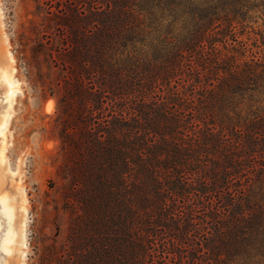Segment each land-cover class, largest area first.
<instances>
[{"label": "trees", "instance_id": "16d2710c", "mask_svg": "<svg viewBox=\"0 0 264 264\" xmlns=\"http://www.w3.org/2000/svg\"><path fill=\"white\" fill-rule=\"evenodd\" d=\"M62 3L74 254L264 264V35L249 52L233 32L264 0Z\"/></svg>", "mask_w": 264, "mask_h": 264}, {"label": "rangeland", "instance_id": "374dc122", "mask_svg": "<svg viewBox=\"0 0 264 264\" xmlns=\"http://www.w3.org/2000/svg\"><path fill=\"white\" fill-rule=\"evenodd\" d=\"M63 1L0 0V120L11 112L0 132V152L5 148V157L0 158V203L7 202L16 212L14 232L0 227V258L6 257L7 264H19L22 251V264H82L70 238L71 222L80 210L72 200L68 179L57 173L63 162L61 134L66 116L59 99L66 73L54 48L59 44L57 24H61L56 8H64ZM250 16L233 32L237 42H246L253 52L262 42L264 15L254 11ZM7 53L13 59L18 90L11 105L3 78L8 71ZM21 189L27 208L23 235L17 213Z\"/></svg>", "mask_w": 264, "mask_h": 264}, {"label": "bare ground", "instance_id": "6f19581e", "mask_svg": "<svg viewBox=\"0 0 264 264\" xmlns=\"http://www.w3.org/2000/svg\"><path fill=\"white\" fill-rule=\"evenodd\" d=\"M7 58V63H8V71L3 74V78L6 79V84H7V99L10 102L13 101L15 95L17 94L18 90H17V82L14 80L13 78V74H14V68L12 67L13 64V59L10 53H7L6 55ZM9 109V108H8ZM10 111H6L5 116L0 120V132H3V130L6 128L9 116L11 114ZM12 116V115H11ZM5 148L1 149L0 152V158L2 159L3 157H5ZM1 178V177H0ZM2 179V178H1ZM0 179V180H1ZM6 198H8L7 196H5ZM3 198V197H2ZM6 200V199H4ZM12 207V206H11ZM9 208V204L7 202H1L0 203V227H7L9 228V230L14 232L15 226V208ZM15 207V206H13ZM18 215L20 213V227H21V235H23L24 233V229H25V223H26V215H27V208H26V198H25V194H24V190L21 189L20 190V212H17ZM17 214H16V219H17ZM19 218V217H18ZM18 222V220H17ZM10 235V233H9ZM9 238V237H7ZM8 242V241H7ZM21 244L24 247V238L23 240H21ZM8 253V252H7ZM24 255V251H22L19 255L20 257V262L19 264H22V257ZM0 264H7V259L6 257H3L2 259L0 258Z\"/></svg>", "mask_w": 264, "mask_h": 264}]
</instances>
